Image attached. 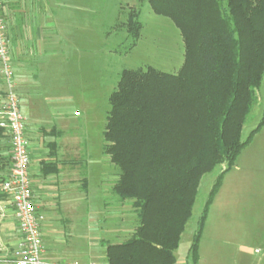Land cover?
<instances>
[{
  "label": "trees",
  "instance_id": "obj_1",
  "mask_svg": "<svg viewBox=\"0 0 264 264\" xmlns=\"http://www.w3.org/2000/svg\"><path fill=\"white\" fill-rule=\"evenodd\" d=\"M145 1L179 31L184 59L176 74L123 70L108 98L102 153L118 170L111 191L131 201L137 226L123 242L103 244L106 264H174L200 181L224 164L188 249L189 264H197L223 175L264 126V0ZM124 26L130 51L142 29L139 13L131 10ZM261 85V120L242 141Z\"/></svg>",
  "mask_w": 264,
  "mask_h": 264
},
{
  "label": "rangeland",
  "instance_id": "obj_2",
  "mask_svg": "<svg viewBox=\"0 0 264 264\" xmlns=\"http://www.w3.org/2000/svg\"><path fill=\"white\" fill-rule=\"evenodd\" d=\"M51 3L55 23L61 25L65 36L63 43L54 42L56 52L61 55L50 69L45 68L55 73H50L49 78H40L38 84L42 90L53 89L50 99L65 101L71 109L82 112L80 119L88 132V144L93 148L91 161L105 166L106 170L114 168L102 190L96 188L95 181L90 183L88 213L100 218L104 212L101 240L120 243L131 236L137 220L131 201L121 202L111 191L118 170L106 155L98 157L110 109L108 98L123 70L152 67L176 74L184 59L182 38L174 24L155 15L145 0H51ZM13 6L14 0H2L6 21ZM131 10L139 13L142 29L136 45L129 51L131 39L124 23ZM9 45L12 50L10 40ZM254 98L242 128V141L261 120L262 85L254 91ZM84 104L86 108L82 111L80 105ZM102 159L105 160L99 162ZM224 169L223 164L202 177L191 217L174 252V264H189L188 249L198 220L216 178ZM198 255L197 264H264V126L241 151L234 167L223 175L207 213ZM7 259L4 256L1 260ZM96 262L106 264L105 256L98 253Z\"/></svg>",
  "mask_w": 264,
  "mask_h": 264
},
{
  "label": "crops",
  "instance_id": "obj_3",
  "mask_svg": "<svg viewBox=\"0 0 264 264\" xmlns=\"http://www.w3.org/2000/svg\"><path fill=\"white\" fill-rule=\"evenodd\" d=\"M14 1L7 18L12 47L9 53L25 120L32 200L37 214L42 216L39 228L43 257L55 264H98V253L105 256V242L101 240L104 212L100 218L88 213V189L93 181L99 190L105 188V180L114 168L106 170L91 161L93 148L80 119L82 112L71 109L65 101L50 99L52 88L39 87L40 78L55 73L45 68L50 69L61 55L56 52L54 42L63 43L65 36L51 13V0ZM4 103L5 87L0 77V114ZM80 107L83 111L86 105ZM98 157H106L101 149ZM10 168V144L5 133L0 138V182L9 175ZM0 212V264H3L2 257L9 258L20 235L11 198L1 191Z\"/></svg>",
  "mask_w": 264,
  "mask_h": 264
},
{
  "label": "built area",
  "instance_id": "obj_4",
  "mask_svg": "<svg viewBox=\"0 0 264 264\" xmlns=\"http://www.w3.org/2000/svg\"><path fill=\"white\" fill-rule=\"evenodd\" d=\"M0 77L5 87V103L0 114V128L5 130L10 144L11 168L0 191L11 198L20 235L6 264H55L43 257L44 247L31 194L30 158L25 135V120L15 90L14 71L9 53L8 26L0 0Z\"/></svg>",
  "mask_w": 264,
  "mask_h": 264
},
{
  "label": "water",
  "instance_id": "obj_5",
  "mask_svg": "<svg viewBox=\"0 0 264 264\" xmlns=\"http://www.w3.org/2000/svg\"><path fill=\"white\" fill-rule=\"evenodd\" d=\"M0 216H1V212H0Z\"/></svg>",
  "mask_w": 264,
  "mask_h": 264
}]
</instances>
